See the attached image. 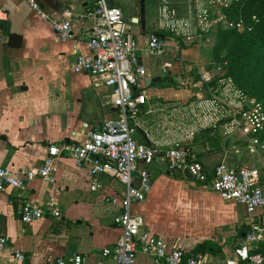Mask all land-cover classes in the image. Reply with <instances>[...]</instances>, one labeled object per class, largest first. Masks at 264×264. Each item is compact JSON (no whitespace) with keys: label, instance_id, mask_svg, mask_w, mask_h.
Listing matches in <instances>:
<instances>
[{"label":"crops","instance_id":"1","mask_svg":"<svg viewBox=\"0 0 264 264\" xmlns=\"http://www.w3.org/2000/svg\"><path fill=\"white\" fill-rule=\"evenodd\" d=\"M37 1L57 19L64 9H69L73 35L60 41L51 24L24 0H0V165L8 168L37 167L48 145L82 142L87 130L98 128L105 118L117 116V109L110 103L109 88L95 84L86 73L70 69L78 53L89 52L94 0ZM208 1L192 0V6H204ZM232 1L227 6H212L211 10L221 9L212 19L222 18L213 26L219 22L224 25L228 18L222 11ZM116 4L126 20L132 22L130 32L146 67L137 90L147 95V103L138 115L135 138L163 147L177 138L191 143L200 131L192 137L187 135L190 126L186 116L190 104L200 97L199 90L192 91L175 79L181 77L184 52L181 42L161 33L164 31L157 21L159 0H144L143 17L139 0H116ZM174 8L182 10L183 15L179 16H185L188 0ZM134 17L138 20L133 21ZM150 33L164 39L160 56L144 49ZM11 35L19 37L16 45L11 43ZM157 76L161 77L159 81L145 85L146 79ZM199 83L198 80L192 85L197 87ZM209 152L217 164L224 161L232 167L264 165L256 148L218 145ZM198 161L206 170V181L186 178L183 172L169 170L164 160L155 159L149 166L151 190L143 202L130 206V212L141 215L143 229L164 239L168 248L180 247L193 253L198 244L208 241L211 250L204 253L205 263H224L235 258L234 249L247 233L242 228L256 223L264 212L249 215L244 205L223 199L210 183L217 164L209 168L203 160ZM54 176L53 184L35 178L24 180L20 188L0 193V237L7 239V246L0 249V262L9 264L12 249L16 248L24 252L25 264H47L55 257L75 253L84 257V264H114L112 259L101 256V250L112 246L120 236L113 217L121 211L125 187L101 176L100 187L91 190L88 170L77 167L67 157L55 160ZM260 184L264 191V178ZM50 195L56 198L61 217H41L30 224L19 219L24 202L42 204ZM151 262L147 255H137L136 264Z\"/></svg>","mask_w":264,"mask_h":264},{"label":"built area","instance_id":"2","mask_svg":"<svg viewBox=\"0 0 264 264\" xmlns=\"http://www.w3.org/2000/svg\"><path fill=\"white\" fill-rule=\"evenodd\" d=\"M24 1L51 24L57 39L66 41L72 37L69 9H64L62 17L57 19L47 13L37 0ZM230 1L209 0L204 6H192V0H188L186 15L179 16L169 0H159L158 26L170 39L201 41L210 33L213 24L222 19H212V6L217 3L227 6ZM91 18L89 52L78 53L70 63V69L75 73H86L95 84L108 87L110 103L117 109V116L105 118L98 128L87 130L82 142L62 141L48 145L37 167L19 169L0 165V193L8 188H20L24 180L35 178L53 184L55 160L58 157L70 158L77 167L88 170L92 177L91 190L100 187L98 178L101 176L117 180L125 187L120 199L121 211L113 217L120 236L112 246L101 250L102 257L112 259L114 264H136L137 255L142 253L151 259V264H206L202 253H190L180 247L168 248L164 239L143 229L141 215L130 212V206L143 202L150 192L149 166L157 158L164 160L169 170L182 172L187 168L199 181H206L207 174L188 146L178 138L166 147L137 141L138 115L147 103V95L137 87L146 75V67L130 32L132 22L126 20L116 0H94ZM224 26L241 30L245 23L242 18L224 19ZM163 41L158 34L150 33L144 49L160 56L164 52ZM226 91L225 86L218 94L212 91L215 93L211 98L199 97L190 104L189 115L186 116L190 126L187 135L192 137L196 131L215 129L223 122L245 137L251 136L248 138L249 148L254 149L258 142L254 135L261 129L264 117L259 116L258 106L252 105L248 109V101L241 93L234 100L236 104H231ZM261 176L258 167H232L221 161L214 167L210 183L212 190L223 199L236 201L244 205L249 215H256L264 212ZM41 217H61V209L53 195L42 204L35 201L22 204L19 219L23 223L30 224ZM261 241H264V214L258 216V221L251 225V230L235 247L233 260L210 264H264V254L254 252ZM6 246L7 239L1 236L0 249ZM11 257L9 264H25V254L20 249H12ZM47 264H84V257L75 253L69 257H55Z\"/></svg>","mask_w":264,"mask_h":264},{"label":"rangeland","instance_id":"3","mask_svg":"<svg viewBox=\"0 0 264 264\" xmlns=\"http://www.w3.org/2000/svg\"><path fill=\"white\" fill-rule=\"evenodd\" d=\"M182 2L184 0H169L173 8ZM254 6L262 26L260 37L264 40V0H258ZM218 10L221 9L213 8L210 15L214 17L218 14ZM176 12L183 15L182 10ZM225 30L229 31L223 22L221 24L219 22L212 26L210 33L201 41H180L179 46L184 52L181 60L183 67L180 73L181 85H187L192 91L198 89L200 98H211V95L215 93L212 91L215 90L218 94L226 86V97L231 104H236L234 100L241 93L248 101V109L252 105L258 106L259 116L264 117V55L257 52V48L236 49L235 43L240 39L239 35L225 34L223 33ZM205 78L209 80L206 81ZM198 80L199 85L194 87L193 82ZM223 83L226 84L223 86ZM254 136L258 140L255 148L262 159L264 157V120H262L261 129ZM250 137H245L238 130H233L222 122L215 129L209 128L207 134L200 131L191 143H185V145L192 153H195L197 160L198 158L203 160L204 165L212 168L217 162L212 158L213 153L209 155V151L214 150L218 145L226 148L233 146L249 148L248 138ZM257 167L263 179L264 165L258 163Z\"/></svg>","mask_w":264,"mask_h":264},{"label":"trees","instance_id":"4","mask_svg":"<svg viewBox=\"0 0 264 264\" xmlns=\"http://www.w3.org/2000/svg\"><path fill=\"white\" fill-rule=\"evenodd\" d=\"M258 2V0H234L232 3L223 9L224 15L228 19H239L243 18L245 22V28L238 30L235 28L227 29L229 31H223L225 34H238L240 39L235 43L236 49L243 48V49H251L257 48L256 51L259 53H263L264 55V40L260 37V29H261V21L259 15L256 13L254 9V4ZM255 16V19L252 17ZM219 24V23H218ZM249 27V29H248ZM164 36H167L164 32L161 31ZM176 42H180L179 40H175ZM202 133L207 134L209 129L201 130ZM197 160V159H196ZM209 242L205 241L198 244L195 247L194 254L196 253H206L209 252L210 246ZM254 252L264 254V241L258 243L257 248Z\"/></svg>","mask_w":264,"mask_h":264},{"label":"water","instance_id":"5","mask_svg":"<svg viewBox=\"0 0 264 264\" xmlns=\"http://www.w3.org/2000/svg\"><path fill=\"white\" fill-rule=\"evenodd\" d=\"M139 9H140V14H141L142 17H143V15H144V0H139ZM137 20H138V18H136V17L133 18V21H137ZM139 20L141 21V25H142V27L144 28L143 18H140ZM10 40H11V43H12L13 45H16L17 42L19 41V37H18V36H15V35H11ZM181 78H182V77H180V79H178V77H177V78H175V79H176L177 81H180V82H181V80H182ZM160 79H161V77H159V76L154 77V78H148V79H146V81H145V85H146V86H149L150 83H152V82H157V81H159ZM182 172H183L182 175H183L184 177L189 178V179H192V178H193V176L191 175V173L189 172V170H188L187 168H184ZM242 230L244 231V234H245L246 232H249V231L251 230V226H250V225L244 226V227L242 228Z\"/></svg>","mask_w":264,"mask_h":264}]
</instances>
